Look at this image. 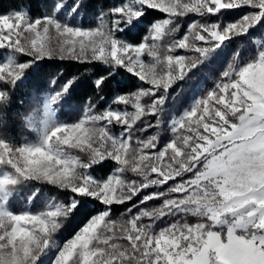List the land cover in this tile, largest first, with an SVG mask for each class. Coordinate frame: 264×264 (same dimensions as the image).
I'll list each match as a JSON object with an SVG mask.
<instances>
[{"label": "snow or ice", "instance_id": "snow-or-ice-1", "mask_svg": "<svg viewBox=\"0 0 264 264\" xmlns=\"http://www.w3.org/2000/svg\"><path fill=\"white\" fill-rule=\"evenodd\" d=\"M90 9L0 10V264H264V0ZM48 62L83 70L13 111ZM205 65L212 86L174 110Z\"/></svg>", "mask_w": 264, "mask_h": 264}, {"label": "trees", "instance_id": "trees-1", "mask_svg": "<svg viewBox=\"0 0 264 264\" xmlns=\"http://www.w3.org/2000/svg\"><path fill=\"white\" fill-rule=\"evenodd\" d=\"M113 0H89V3L92 5L91 11L94 9H98L100 7L109 6ZM31 4L33 11H36L38 8L50 6V0H0V10H7L11 7H15L17 4L28 5ZM214 65H205L202 66L198 70H194L189 74V78L185 81L178 82L177 85L174 86V90L172 95L175 96V102L173 105L174 110H179L182 107L186 106V103L192 98L193 94H202L206 89L210 88L215 80V76L213 75L212 68ZM62 68L67 75L75 74L79 71H82V67L75 63H63L59 62H48L46 69L40 75H33L29 78L28 81L25 82L24 85L20 86L15 93L16 103L13 105L12 110H22L19 106V101L21 99L24 100L25 105H30L33 94L36 93L38 88H42L46 86L48 80V72H54L56 69ZM117 83L124 84L128 87H131L135 84V78L127 76L126 74H121L116 77L115 80L112 81L113 85ZM92 95V89L90 85L84 81L82 82L76 89L75 99L73 100V104H78L86 98L87 96ZM16 132L18 135H28L27 131H24L19 125L16 127ZM101 170L97 169L99 173ZM124 206H114L113 213L114 215H119L124 211ZM82 217L77 215L68 223L65 224V227L58 234L59 238H64L72 233V231L81 223Z\"/></svg>", "mask_w": 264, "mask_h": 264}, {"label": "rangeland", "instance_id": "rangeland-1", "mask_svg": "<svg viewBox=\"0 0 264 264\" xmlns=\"http://www.w3.org/2000/svg\"><path fill=\"white\" fill-rule=\"evenodd\" d=\"M197 95H200V94H197ZM191 102V99L188 101V103H190ZM193 222H194V218H193Z\"/></svg>", "mask_w": 264, "mask_h": 264}]
</instances>
